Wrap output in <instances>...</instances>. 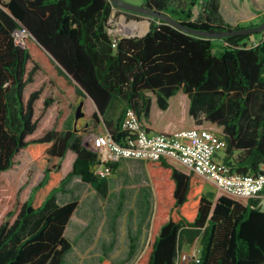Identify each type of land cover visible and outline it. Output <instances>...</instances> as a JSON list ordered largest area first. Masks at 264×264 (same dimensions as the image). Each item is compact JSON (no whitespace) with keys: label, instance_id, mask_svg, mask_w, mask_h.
<instances>
[{"label":"trees","instance_id":"trees-1","mask_svg":"<svg viewBox=\"0 0 264 264\" xmlns=\"http://www.w3.org/2000/svg\"><path fill=\"white\" fill-rule=\"evenodd\" d=\"M145 7L201 32L259 26H232L221 0H146ZM113 8L110 0H0V212L9 207L0 219V264H64L78 201L61 205L58 194L77 177L109 195L112 173L95 174L98 153L64 128L80 97L96 105L90 119L97 128L114 100L147 118V93L166 109L183 91L198 125L223 128L224 162L233 173L257 174L264 163V31L209 38L153 19L145 35L116 38L113 46ZM23 30L19 44L15 34ZM110 135L121 145L135 138L123 126ZM22 158L43 174L24 200L1 180ZM145 162L155 205L145 212L150 238L135 264H179L185 231L192 246L200 243L189 264H264L261 199L214 201L194 174L164 158ZM137 239L130 236L126 261L136 255ZM98 264L117 263L104 252Z\"/></svg>","mask_w":264,"mask_h":264},{"label":"rangeland","instance_id":"rangeland-1","mask_svg":"<svg viewBox=\"0 0 264 264\" xmlns=\"http://www.w3.org/2000/svg\"><path fill=\"white\" fill-rule=\"evenodd\" d=\"M134 6H141L146 0H123ZM223 4L224 17L234 26L241 21H246L247 16L256 15L254 24L261 19L259 13L251 7V0H221ZM264 3V0H259ZM199 9H195L196 17ZM144 16V15H143ZM141 19V18H138ZM144 19V18H143ZM110 26L113 33L121 36H143L147 32L144 23L149 25L150 20L132 22L120 21L119 17H111ZM248 26L249 23L242 24ZM204 128L210 129L213 133L222 138L223 128L213 126L210 122L204 121ZM89 136L86 141L90 148L94 147L91 142L94 139ZM66 168L64 167V171ZM43 178L42 172L31 160L22 158L20 165L11 173L4 174L1 180L8 181L15 189L16 197L20 200L26 199L31 189ZM111 189L107 197L101 196L89 184L83 183L80 178H74L67 185L65 193L58 194V203L63 205L71 201H78V208L70 220L65 236L73 243L72 250L68 253L64 264H98L103 253L107 258L117 264H135L136 260L149 243L150 226L149 217L145 212H151L150 203H142L140 199L142 192L127 189L123 195L119 191L120 177L115 176L111 181ZM208 190L209 187H206ZM220 196V193L218 194ZM136 204V205H135ZM153 205V203H152ZM264 208V199L262 203ZM9 208V207H8ZM6 208V209H8ZM0 212V219L5 210ZM130 236H137V253L129 261H126L129 251ZM200 243L197 245L198 253ZM188 258H181L179 264H187Z\"/></svg>","mask_w":264,"mask_h":264},{"label":"built area","instance_id":"built-area-1","mask_svg":"<svg viewBox=\"0 0 264 264\" xmlns=\"http://www.w3.org/2000/svg\"><path fill=\"white\" fill-rule=\"evenodd\" d=\"M110 23L111 20L108 31L114 38L113 46H116V38L122 36L116 31L113 33L115 29ZM25 34L24 30L16 32L17 43H24ZM122 126L135 137L127 145L119 144L110 134L98 135L92 141L100 160L94 172L102 178L112 173V163L121 160L157 161L164 158L177 161L196 176L209 180L225 196L252 200L261 198L264 192V163L257 174L233 173L225 162L216 160L218 152L226 150L227 142L209 129L197 127L152 135L131 107L125 110Z\"/></svg>","mask_w":264,"mask_h":264},{"label":"crops","instance_id":"crops-1","mask_svg":"<svg viewBox=\"0 0 264 264\" xmlns=\"http://www.w3.org/2000/svg\"><path fill=\"white\" fill-rule=\"evenodd\" d=\"M128 1H134V0H128ZM146 2V1H145ZM145 2L140 4L141 6H145ZM251 7L259 13V19L261 21L258 24H254L256 15L253 14L252 16H247L246 21H241L240 23L236 24L235 26H243L242 24L249 23V25H260L264 22V3H261L259 0H251ZM221 14L224 17L223 12V4L221 1ZM119 17L120 21L122 20H130L132 22L136 21H144L145 19L150 20L149 25L147 23H144V25L147 28V32L150 27V23L153 19L148 16H143L140 14H134L127 11H124L120 8L114 7L112 11L111 17ZM141 18V19H138ZM144 18V19H143ZM225 18V17H224ZM225 20L230 23L226 18ZM231 24V23H230ZM234 26L233 24H231ZM248 25V26H249ZM245 27V26H244ZM146 32V33H147ZM121 36V35H120ZM147 95L151 98V109L149 112V115L147 118L144 116V114L141 115V119L148 128V131L150 134H171L176 131L180 130H187L192 128L201 127L204 128L203 125H198L194 119V117L190 114V106L191 101L187 94H185L183 91L178 92L176 95L172 96L168 100V107L166 109H163L155 94L152 92L147 93ZM84 102L83 109H81V112L83 113V116L77 117V107L81 105ZM97 110L96 105L94 102L90 99L85 100L83 97H80L76 106L72 110L69 118L67 119L64 128L66 130H73L75 132H78L79 134L84 135L85 143L87 146H89V143H87L86 139L89 136H98L101 134H111L112 132H121L122 131V122L124 117V111L125 106L121 101L114 100L108 107L106 114H105V120L101 119V123L97 128H93L91 126V119L90 116ZM109 124V126L107 125ZM213 126H218L216 124L211 123ZM111 128V131L109 129ZM222 128V127H221ZM208 129V128H206ZM210 130V129H209ZM92 144V142H91ZM90 147V146H89ZM92 149V148H91ZM93 150V149H92ZM95 151V150H93ZM227 158L226 151H220L216 155V160L224 162ZM172 165H174L179 170L183 171L186 174H193L190 172L187 168H185L182 164H180L177 161H169ZM114 165V169L112 168V174L110 177L109 182V192L111 189V181L115 176L120 177V186L119 191L121 195L129 189L131 191H136L138 193L142 192L140 199H138L139 204L142 203H150V208L153 209L155 205V195L152 190V183L148 174L147 166L145 161H139V160H121L115 163H112ZM195 175V174H194ZM196 176V175H195ZM198 177V176H196ZM204 184L205 192L214 198V201H217V199L224 195L207 179L198 177ZM206 187H209L207 190ZM220 193V196L218 195ZM235 200H238L242 202L243 204H247L249 200L244 199H237L233 198ZM261 202L260 207L264 210L262 207L263 199H264V192L261 196ZM153 203V205H152ZM136 205V204H135ZM188 235L187 231H185L184 238L181 242V251H180V257L179 262L181 258L187 257L189 264L190 260L193 258L196 250L197 245L199 244V241L196 242L194 246L190 243L189 240H187Z\"/></svg>","mask_w":264,"mask_h":264},{"label":"water","instance_id":"water-1","mask_svg":"<svg viewBox=\"0 0 264 264\" xmlns=\"http://www.w3.org/2000/svg\"><path fill=\"white\" fill-rule=\"evenodd\" d=\"M110 2L113 4L114 7L120 8L124 11L148 16V17L155 18V19H160L188 33H192V34L203 36V37L217 38V37H225V36H232V35H238V34H251L255 32L259 33V32L264 31V22H263L262 24L256 27L232 30L230 32H225V33L213 34V33L201 32V31L190 29L180 24L178 21H176L172 17L164 13L158 12V11L150 10L146 8L145 6H134V5L126 3L123 0H110ZM81 109H82V104L77 107V110H76L77 117L83 116Z\"/></svg>","mask_w":264,"mask_h":264}]
</instances>
